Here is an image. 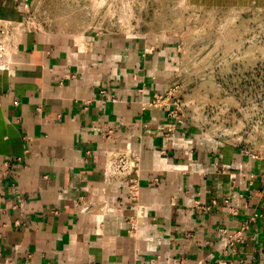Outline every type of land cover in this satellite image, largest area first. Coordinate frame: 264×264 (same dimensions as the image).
Returning a JSON list of instances; mask_svg holds the SVG:
<instances>
[{
	"label": "crops",
	"instance_id": "1",
	"mask_svg": "<svg viewBox=\"0 0 264 264\" xmlns=\"http://www.w3.org/2000/svg\"><path fill=\"white\" fill-rule=\"evenodd\" d=\"M29 7L0 0V264H264V159L186 120L183 90L149 105L182 75L181 47L56 31ZM124 149L138 219L127 181L105 175ZM252 217L233 254L219 230Z\"/></svg>",
	"mask_w": 264,
	"mask_h": 264
},
{
	"label": "rangeland",
	"instance_id": "2",
	"mask_svg": "<svg viewBox=\"0 0 264 264\" xmlns=\"http://www.w3.org/2000/svg\"><path fill=\"white\" fill-rule=\"evenodd\" d=\"M28 16L91 39L178 44L183 117L264 152V0H30Z\"/></svg>",
	"mask_w": 264,
	"mask_h": 264
},
{
	"label": "built area",
	"instance_id": "3",
	"mask_svg": "<svg viewBox=\"0 0 264 264\" xmlns=\"http://www.w3.org/2000/svg\"><path fill=\"white\" fill-rule=\"evenodd\" d=\"M22 25V24H21ZM8 34V27L7 25L0 27V35H6ZM0 49L3 51V54H6L4 45L2 42H0ZM174 88H177L176 86ZM174 88L171 89V91L162 97L155 98L149 105L153 106H159L169 100L170 96H174ZM139 91H142L140 89ZM101 94L106 95L107 91L102 90ZM147 103H143V106H147ZM170 116H174L177 119L180 118V114L177 110L172 109L169 111ZM249 153L248 151H246ZM251 157L253 158H260L264 159V152L262 153H256L252 154L249 153ZM140 171V161L139 158L134 155L130 149H124V150H114L110 151L107 156L106 164H105V175L108 180H126L128 184V190H129V199L132 203L135 205L136 210V217L135 219H138L140 217H143V211L144 208L142 205L139 204V195H140V183L138 180V173ZM134 176V177H133ZM224 203L229 204V201L227 199L224 200ZM212 204L216 205L217 200L213 199ZM201 208L207 210L210 209V206L201 205ZM229 210L233 214H237L239 212L238 208L234 206H230ZM253 220V217L249 219L247 222H245L240 229L236 230L235 232H228L226 229L222 228L219 230L220 235L225 236L227 238L226 244L227 247L233 248V254L237 253V249H235L236 244L243 243L245 241V234L247 230L249 229L250 221ZM229 249L224 250V254L228 253ZM195 264H241V261L237 260L233 257L232 259H224L220 258L214 261L209 260H199Z\"/></svg>",
	"mask_w": 264,
	"mask_h": 264
}]
</instances>
